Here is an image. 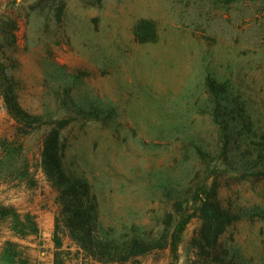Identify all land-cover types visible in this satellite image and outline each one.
<instances>
[{
  "label": "rangeland",
  "instance_id": "rangeland-1",
  "mask_svg": "<svg viewBox=\"0 0 264 264\" xmlns=\"http://www.w3.org/2000/svg\"><path fill=\"white\" fill-rule=\"evenodd\" d=\"M7 17L17 21L14 46H0L10 57L7 73L22 108L47 123L23 133L0 96V205L22 219L0 218V264H54L56 192L40 159L56 120H70L60 131L63 161L97 194L100 226L158 228L175 191L205 169L195 144L214 150L221 143L205 111L214 106L207 76L225 81L231 108L245 102L254 120L243 125L236 108L229 139L240 151L225 198L250 215L228 227L219 250L264 264V219L255 214L264 210V174L256 173L264 150L256 167H242L264 146V0H0L1 38ZM142 18L156 23V41H137ZM93 108L101 118L83 113ZM23 223L36 232L23 236ZM201 226L198 217L187 224L177 260L167 249L142 263L208 264L191 243ZM70 264L103 263L79 256Z\"/></svg>",
  "mask_w": 264,
  "mask_h": 264
},
{
  "label": "trees",
  "instance_id": "trees-1",
  "mask_svg": "<svg viewBox=\"0 0 264 264\" xmlns=\"http://www.w3.org/2000/svg\"><path fill=\"white\" fill-rule=\"evenodd\" d=\"M1 27L3 36L0 37V46L12 48L16 43L17 21L7 17L1 22ZM135 37L140 43L156 41V23L151 19H140L135 26ZM5 55V51L0 53V96L4 100L6 110L22 127L23 133H31L47 122L43 121L40 115L22 108L15 93L13 76L7 73L10 57ZM205 85L212 96L210 102L214 103L212 108L205 111L212 115L220 127L218 133L221 143L219 142L214 150L195 144V150L201 163L205 164V169L196 171L185 188L175 191L172 211L165 212L158 228L151 222L143 225L132 223L119 228L100 226L97 194L91 190L83 174L71 171L63 161L64 146L60 142V131L70 120L65 118L54 122L56 125L43 140L40 159V166L56 192L54 264H70L74 257L79 256L103 264H143L142 258L155 251L167 249L174 260H177L182 233L194 217L201 220L202 226L200 234L194 236L191 243L203 249L208 264H242L238 250L234 248V257H230L227 249L219 250L223 248V245L219 246V241L229 226L250 215L239 207L235 208L233 202L225 198L224 184L228 180L229 172L234 171V168L229 166L233 165V159L240 151L239 146H235L229 139L231 127H234L231 123L237 125L241 115L236 113V108L245 114L241 122L243 125L254 124L253 114L247 112L243 101H234L235 107L231 108L230 89L225 81L207 76ZM95 108L83 113H88L96 119L101 118L99 110ZM262 133L264 136V131ZM262 150L264 146L249 152V157H253L255 152L257 156L253 157L254 160L249 158L244 161L245 165L243 163L242 167H256L260 161L258 157H262ZM241 155L246 159L245 153L241 152ZM256 173L264 174V164ZM165 193L170 200L171 192ZM255 214L264 219V210L256 208ZM8 217L18 223L22 220L16 208L0 205V218ZM25 227L27 226L23 223L20 228L23 236L36 232L35 225L30 226L32 230H26ZM66 240L69 241L68 244ZM73 247L76 249L73 250Z\"/></svg>",
  "mask_w": 264,
  "mask_h": 264
}]
</instances>
